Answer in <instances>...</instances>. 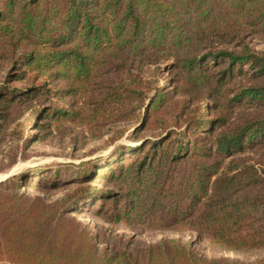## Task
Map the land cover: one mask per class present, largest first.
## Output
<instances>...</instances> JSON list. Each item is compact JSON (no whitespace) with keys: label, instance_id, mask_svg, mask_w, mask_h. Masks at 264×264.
<instances>
[{"label":"trees","instance_id":"obj_1","mask_svg":"<svg viewBox=\"0 0 264 264\" xmlns=\"http://www.w3.org/2000/svg\"><path fill=\"white\" fill-rule=\"evenodd\" d=\"M254 40L264 45V0H0V135L13 124L33 141L61 125L136 123L139 139L97 165L67 166L71 176L0 183V264H264L205 258L177 239L112 250L75 213L196 233L224 252L264 250V50ZM52 99L72 103L46 107ZM62 177L75 188L55 200L21 191L22 181L59 189Z\"/></svg>","mask_w":264,"mask_h":264},{"label":"rangeland","instance_id":"obj_2","mask_svg":"<svg viewBox=\"0 0 264 264\" xmlns=\"http://www.w3.org/2000/svg\"><path fill=\"white\" fill-rule=\"evenodd\" d=\"M256 50H264V45L258 41H252ZM4 82V74L0 75V86ZM13 86L26 87V84H10ZM72 101H57L52 99L44 103L46 107H62L70 105ZM79 106V102H76ZM2 103H0L1 105ZM29 116V115H28ZM138 126L136 123H121L109 126L100 131H90L80 123L60 126L58 130L54 128L52 133L46 135V139H35L32 141L31 131L25 133L22 140L21 126L13 124L4 136L0 135V182H6L19 174H30L31 180L40 176L43 182H52L50 177L55 176L58 170H62V176H71L73 172H65L67 166L72 170L84 166L90 167L97 165L102 159H107L109 155L121 145H136L138 140L130 141L131 133ZM68 128V129H66ZM35 132V131H34ZM37 132V131H36ZM39 134V133H35ZM40 135V134H39ZM114 136L118 137L113 139ZM31 140V141H29ZM29 141V142H28ZM31 142V143H30ZM255 155L253 151H248L242 156ZM101 167V166H100ZM96 168V167H95ZM30 180V181H31ZM68 180L62 177L58 182L61 186L56 190L37 189L34 185L23 183L22 192L41 195L48 201L55 200L67 192L73 191L74 180ZM65 187H62V186ZM93 186L104 188L102 183H92ZM62 188V189H61ZM78 218L89 222L92 225H100L101 233L108 239V245L113 249L124 247L126 243H132V249H143L148 245L165 239H177L184 243L193 242L196 252L209 259H232L243 263H252L264 257V250L255 252H235L219 251L212 249L206 242L198 241L196 233H180L175 231H145L142 233V227H126L110 225L98 218L91 212H84L82 209L75 211ZM9 264V263H1Z\"/></svg>","mask_w":264,"mask_h":264},{"label":"water","instance_id":"obj_3","mask_svg":"<svg viewBox=\"0 0 264 264\" xmlns=\"http://www.w3.org/2000/svg\"><path fill=\"white\" fill-rule=\"evenodd\" d=\"M1 183V182H0Z\"/></svg>","mask_w":264,"mask_h":264}]
</instances>
